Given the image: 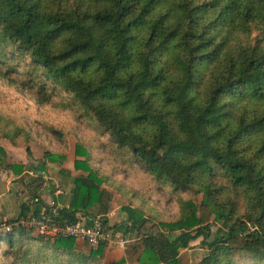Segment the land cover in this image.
I'll return each mask as SVG.
<instances>
[{
	"label": "trees",
	"instance_id": "1",
	"mask_svg": "<svg viewBox=\"0 0 264 264\" xmlns=\"http://www.w3.org/2000/svg\"><path fill=\"white\" fill-rule=\"evenodd\" d=\"M14 74L88 119L180 206L174 221L153 216L136 189L96 172L78 146L86 158L75 166L86 172L74 177L62 217H100L134 241L127 253L107 262L108 242L80 249L75 238L13 230L0 232V264H181L197 240L206 250L199 264H264V0H0V78ZM0 121V137L25 135ZM26 152L32 158L29 144ZM6 158L0 144V165L24 172ZM54 162L46 151L34 170ZM107 185L128 200L115 224Z\"/></svg>",
	"mask_w": 264,
	"mask_h": 264
},
{
	"label": "rangeland",
	"instance_id": "2",
	"mask_svg": "<svg viewBox=\"0 0 264 264\" xmlns=\"http://www.w3.org/2000/svg\"><path fill=\"white\" fill-rule=\"evenodd\" d=\"M11 78H0V118L5 117L17 122L25 127L26 132L24 136L18 137L16 142L0 137V144L7 152L6 162L22 163L26 165V168L24 172L17 175L7 166L0 165V194L3 191L6 195L9 194L11 200L17 203V208H20L22 204L34 206L37 196L45 201L42 196L49 194L48 190H56L58 187L70 190L67 197L70 201L74 189V177L86 172L85 169H77L75 166L76 160L86 158L78 155L79 146L89 154V163L96 172L106 174L105 176L111 177L112 180L123 182L130 188L136 189L145 201L144 206L152 208L153 216L159 215L155 212H161L162 221H174L178 217L180 206L178 196L170 189L160 187L158 182L131 158L121 157L109 143L108 136L101 131H96L88 123V119L78 117L72 110L62 111L53 106V102L46 101L35 80L30 82L31 87L28 88L19 81L26 79L23 74H14ZM57 99L55 95L53 101ZM0 125L6 127L1 121ZM49 126L60 130L62 134L54 133L48 128ZM28 144L31 147L32 158L26 152ZM46 151L56 153L58 162L50 163L46 172L38 173L34 168L44 158ZM12 181L10 192L8 190L6 192L7 184ZM107 188L112 190L107 216L109 223L115 224L127 218L126 213L122 211V206L127 204L128 200L114 187L107 185ZM195 200L200 203L201 197L197 196ZM137 203L139 202L136 201ZM5 216L13 219L20 215L0 213V218ZM209 220L213 221V217L209 216ZM215 229L213 227V230ZM179 232L176 231L173 235ZM33 233L39 234L37 231ZM122 237L126 241L125 246L114 245L110 248L111 252H122L126 249L127 253L129 244L134 241L126 236ZM2 253L3 248L0 250V259ZM205 253L206 250L200 247V240H197L191 244L190 248L181 250L180 262L181 264H199Z\"/></svg>",
	"mask_w": 264,
	"mask_h": 264
},
{
	"label": "built area",
	"instance_id": "3",
	"mask_svg": "<svg viewBox=\"0 0 264 264\" xmlns=\"http://www.w3.org/2000/svg\"><path fill=\"white\" fill-rule=\"evenodd\" d=\"M34 203L40 206L38 213L22 214L16 218H0V232L13 230L37 231L40 235L52 238H75L86 242L92 248L99 247L103 242L110 245L125 246L126 241L110 231H106L104 220L100 217H84L78 214L77 221L69 222L62 217L61 211L65 205L55 199L40 200L35 198Z\"/></svg>",
	"mask_w": 264,
	"mask_h": 264
},
{
	"label": "crops",
	"instance_id": "4",
	"mask_svg": "<svg viewBox=\"0 0 264 264\" xmlns=\"http://www.w3.org/2000/svg\"><path fill=\"white\" fill-rule=\"evenodd\" d=\"M39 173V171H38ZM15 179V178H13ZM55 183V182H54ZM13 184V181L10 182L9 184H7L6 186V192L7 190L10 192L11 190V185ZM57 187V186H56ZM51 191V193H50ZM49 194L42 196L43 199H56L57 201L61 202L62 204H64L65 206L69 205V200H68V195L70 190L69 189H64V188H58L56 190H48ZM9 204V205H8ZM36 205L32 206V205H25L17 208V203L15 201L11 200V196L6 195L5 192L3 191V193L0 194V213L3 214H7V215H21L23 212L24 213H31L34 209H35ZM31 211V212H30ZM116 235H121V233H116ZM75 245L80 248V249H88L89 246L86 242L82 241V240H77L75 241ZM110 248L113 247H108L106 255H105V261L107 262H114V261H118L119 259H121L125 254H126V249H123L122 252H111ZM131 264H137V263H131Z\"/></svg>",
	"mask_w": 264,
	"mask_h": 264
}]
</instances>
